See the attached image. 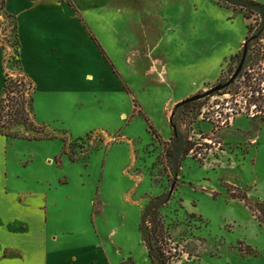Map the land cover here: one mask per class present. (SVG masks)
<instances>
[{"label": "rangeland", "instance_id": "374dc122", "mask_svg": "<svg viewBox=\"0 0 264 264\" xmlns=\"http://www.w3.org/2000/svg\"><path fill=\"white\" fill-rule=\"evenodd\" d=\"M99 1L88 0L83 11L76 6L75 24L95 28L93 36L104 40L105 47L98 42L115 82L91 75L86 90L99 88L54 93L43 85L36 91L24 75L17 20L0 0V46L6 79L13 82L0 126L10 125L19 100L32 97L43 130L12 129L24 137L15 138L21 155L33 160L25 170L66 175L68 190L88 203L93 198L96 210L77 205V228L96 241L91 214L100 210L95 222L112 225L103 238L123 252L128 247L120 264H151L140 225L156 199L167 200L161 214L175 241L171 264H264V228H258L264 227V201L257 199L264 198V107L256 108L264 106V32L235 85L207 95L235 74L262 10L235 8L227 0ZM252 1L264 6V0ZM171 120L193 148L179 166L164 150L175 138ZM40 137L50 140L34 139ZM244 195L248 204L238 198ZM58 213L57 220L69 218ZM77 228L61 226L58 233L65 239Z\"/></svg>", "mask_w": 264, "mask_h": 264}, {"label": "crops", "instance_id": "0c3cea01", "mask_svg": "<svg viewBox=\"0 0 264 264\" xmlns=\"http://www.w3.org/2000/svg\"><path fill=\"white\" fill-rule=\"evenodd\" d=\"M39 1L5 0V8L17 20L22 71L35 85L36 91L43 85L48 92L83 93L90 85L86 78L88 80L91 75L114 84L107 59L92 39L93 34H98L97 30L75 24L74 9L77 6L83 11L88 0H72L75 8L57 0ZM97 38L105 47L104 40ZM6 77L4 53L0 46V102ZM97 88L99 86H93L89 90ZM18 142L15 138L0 135V264H120L123 261L120 256L128 247L123 252L116 241L103 238L104 229H112V225L110 220L108 223L99 219L95 222L100 210L93 217L91 214L97 232L96 241H90L82 235V229L77 228L82 222L75 220L80 208L77 205L85 203L90 208L95 206L96 210L93 198L88 203L82 194L76 195L68 190L71 180L66 175L54 179L27 172L25 168L33 164V160L26 162L17 147ZM61 156L60 165L63 167L67 155L62 153ZM257 199L264 201L262 196ZM99 205L105 212L104 201ZM59 211L69 218L57 220ZM67 225L77 229L71 231L72 237L63 239L58 228ZM258 228L255 229L257 234L260 232ZM82 239L85 244L76 243ZM69 241L74 245L69 246ZM145 249L148 254L147 247Z\"/></svg>", "mask_w": 264, "mask_h": 264}, {"label": "trees", "instance_id": "16d2710c", "mask_svg": "<svg viewBox=\"0 0 264 264\" xmlns=\"http://www.w3.org/2000/svg\"><path fill=\"white\" fill-rule=\"evenodd\" d=\"M57 1L59 3H68L70 6L75 8V5L73 4L72 0H57ZM227 1L235 8H241L249 11L251 9V7L249 6H252V7L260 8L262 10V14L260 17L261 19L256 23V25H253L250 28V31H252L258 25V27H256L257 33L254 34L252 37H249L246 43L244 44L242 57L245 52V49H247V58L244 69L242 70L239 77L229 86L231 88L241 78L244 70L246 69V66H248L247 63H249L250 61L253 45H255L257 42H259L262 39L264 32V6L252 0H227ZM245 16L248 19L251 18L248 14H246ZM92 39L99 47L102 54L105 56V51L103 50V47L98 42V40L93 35H92ZM12 84L13 82L9 81L8 79L5 80L3 97L0 102V115L5 109L4 103L6 101V98L9 96L8 91L11 90ZM22 99H24L23 104L21 100H19L16 104L17 107L16 112L12 116L14 118L11 120L10 125L0 126V135L23 139L24 137H22L20 132L12 133V129L18 127H23L29 133H38L39 135L43 134V130L40 127H38L35 123V116L33 111L34 99L32 97L29 98L30 99L29 101L26 100L25 97ZM254 103H259V100H254ZM24 105L27 106L24 107ZM262 107L264 106L256 105L257 109L258 108L261 109ZM261 112L264 113V110ZM262 122L264 126V118H262ZM172 125H173V121H172ZM173 127L175 126L173 125ZM175 129H176L174 130L175 138L172 144L170 145V148L166 149L165 147L164 150L165 153H167V157L169 161L171 160L173 164L179 166L181 161L184 159V157L188 156L193 148L191 147L192 145L191 142H189V140H187L184 137V135L177 130L176 127ZM34 139L50 140L45 137L34 138ZM238 198L246 202L247 204L249 202L247 195L240 196ZM166 203H167L166 199L152 200L142 212L140 232L142 235V241L148 249V255L151 264H171L170 261L172 260V258H174V254L172 251H173V244L175 243V241L172 238L171 233L169 232V229L166 226L164 218L161 214V209Z\"/></svg>", "mask_w": 264, "mask_h": 264}, {"label": "water", "instance_id": "95a60500", "mask_svg": "<svg viewBox=\"0 0 264 264\" xmlns=\"http://www.w3.org/2000/svg\"><path fill=\"white\" fill-rule=\"evenodd\" d=\"M246 58H247V49H245V52H244L243 57H242V60H241V62H240V64H239V66H238V68H237L235 74H234V75L232 76V78L230 79V81L227 82L225 85H221V86H217V87H215V88L212 89V90L209 92V94H207V95L215 94V93H217V92H220V91H223V90L227 89V88H228V87H229V86H230V85H231V84H232V83H233V82L239 77V75L241 74V72H242V70L244 69V66H245ZM205 96H206V95H203V96H197V97L191 98V99H189V100H186L185 102H182V103L178 104V106L176 107V109H178L179 107L183 106V105L186 104V103H190V102L198 101V100L204 98ZM171 124H172V120H171ZM173 128H174V130H176L175 127H173ZM173 190H174V187L172 188L171 193L173 192Z\"/></svg>", "mask_w": 264, "mask_h": 264}]
</instances>
